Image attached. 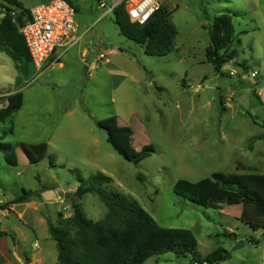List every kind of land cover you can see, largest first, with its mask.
I'll use <instances>...</instances> for the list:
<instances>
[{"label": "rangeland", "instance_id": "rangeland-1", "mask_svg": "<svg viewBox=\"0 0 264 264\" xmlns=\"http://www.w3.org/2000/svg\"><path fill=\"white\" fill-rule=\"evenodd\" d=\"M18 1L29 10L51 2ZM166 5L177 35L164 57L148 56L122 35L115 15L94 0L75 5L83 38L62 66L46 65L27 75L0 50V95L10 93L21 102L0 124V140L14 147L17 160L10 166L0 153V202L24 190L59 191L55 201L36 198L38 210L29 209L22 221L23 207L12 206L7 217L0 214V227L8 231L0 232L1 253L13 252L20 241L34 258L35 242L43 245L47 235L46 221L57 224L60 214L72 216L71 201L79 200L71 193L80 178L102 174L113 181L108 190L139 204L160 227L189 230L197 240L194 254L167 253L145 264H195L219 248L227 256L220 264H264V228L247 224L252 205L211 209L174 192L180 180L196 183L214 173L264 175V0H167ZM223 14H236V57L217 73L206 53L213 20ZM252 70L259 73L256 79L249 76ZM7 102L8 96L0 97V109ZM125 127L132 130V148L154 150L138 164L108 142V129L118 141L120 129L121 141ZM81 204L94 222L108 211L91 194ZM239 243L245 245L237 249Z\"/></svg>", "mask_w": 264, "mask_h": 264}, {"label": "trees", "instance_id": "trees-1", "mask_svg": "<svg viewBox=\"0 0 264 264\" xmlns=\"http://www.w3.org/2000/svg\"><path fill=\"white\" fill-rule=\"evenodd\" d=\"M67 1L77 12L75 1ZM8 2L16 8V17L0 22V50L5 51L28 75L36 69L20 30L30 21V10L18 0ZM170 16L171 12L166 7L142 26L131 23L124 8L120 7L115 11V22L121 34L140 45L148 56L164 57L173 51L177 35ZM233 16L236 14L216 17L210 28V46L206 57L217 73L236 57V52L232 50L235 42ZM20 107L21 102L16 103L10 95L7 105L0 109V124L11 119ZM108 133V142L115 152L131 163L138 164L154 152L153 149L138 152L132 148L130 128L122 129L121 141L120 129L119 141L110 129ZM0 153L10 166H17L12 145L0 140ZM79 181L72 196L79 202L71 201L72 216L66 218L60 214L57 224L47 220L49 234L58 248L57 264H145L152 257L167 253L178 257L195 253L197 240L191 231L160 227L139 204L121 193L108 190L113 182L111 178L99 174L88 179L80 178ZM174 192L196 205L211 209H222L223 205H252L247 224L255 230L264 228V175L214 173L211 178L196 183L180 180ZM88 194L98 196L107 207L103 220L94 222L86 217L81 201ZM35 197L42 199L41 194L24 190V194L12 202L25 203ZM226 234L229 238L235 237L234 233ZM2 236H5L4 233ZM226 257L224 249L219 248L202 260L194 259L193 263L220 264Z\"/></svg>", "mask_w": 264, "mask_h": 264}, {"label": "built area", "instance_id": "built-area-1", "mask_svg": "<svg viewBox=\"0 0 264 264\" xmlns=\"http://www.w3.org/2000/svg\"><path fill=\"white\" fill-rule=\"evenodd\" d=\"M167 0H96L99 9L106 14L123 7L133 24L146 25L157 13L166 8ZM10 9V10H9ZM15 7L8 0H0V22L12 17L15 19ZM21 34L37 71L51 60L57 49L70 50L81 40L76 23V10L67 0H52L30 9V21L21 28ZM258 71H251L250 77L256 79ZM10 96L1 94L0 97ZM0 214L7 217L9 208L2 207ZM69 207H65L67 211Z\"/></svg>", "mask_w": 264, "mask_h": 264}, {"label": "crops", "instance_id": "crops-1", "mask_svg": "<svg viewBox=\"0 0 264 264\" xmlns=\"http://www.w3.org/2000/svg\"><path fill=\"white\" fill-rule=\"evenodd\" d=\"M52 1V0H51ZM76 5H80L81 3H85L87 2L88 0H74ZM96 2V0H94ZM97 4V3H96ZM81 36V40L78 42V44L82 41V38L83 36ZM77 44V45H78ZM76 45V46H77ZM75 46V47H76ZM73 47V48H75ZM72 48V49H73ZM72 49L70 50H63V49H57L53 55V57L51 58V60L49 62H47V64L44 65L43 69L42 68V72L43 70H47L48 67H45L46 65L48 66H51L53 64H59L60 66H62V63L61 61L63 60V58L65 57V55L70 52ZM87 51L85 50L84 54H86ZM102 57H104L102 55ZM37 71V70H36ZM252 71H257V70H252ZM10 95V93H8ZM8 103V102H7ZM50 189H46L44 191H42L40 194H41V197H42V194L46 191H49ZM53 191L56 192V195L58 197L59 195V191L58 190H55V189H51ZM76 191H73L71 194H74ZM66 196L69 195V194H65ZM20 197V196H18ZM17 197H13L11 199H9L8 201H1L0 203H8L10 202L12 205L9 207V211L10 213L13 212V208L12 206H18V207H23L24 210H23V213L19 214L18 215V220L19 221H22V219L24 218L25 216V213L31 209V210H38L39 208V204L35 201V199L38 197H35L33 198L31 201H28V202H25V203H13L12 201L15 200ZM41 201L43 202H46L43 197L41 199ZM38 221L42 223L45 222V219H39ZM46 224H47V235L44 236L43 238V242L44 244L42 245L41 242L39 241H36L35 244H34V247L37 248L38 250V254L32 258L25 250L24 246L22 245V243L20 241H18V245L16 247H14V250L13 252L10 251V250H4L5 253H1V249H0V264H57V261H58V252L56 251V247L53 245L54 241L51 239V236L49 234V230H48V222L46 221ZM0 232L1 233H4V235L6 236L8 234V231L5 229V228H1L0 227ZM2 237V236H1ZM39 243V244H38ZM17 248H20V252H17ZM58 250V248H57Z\"/></svg>", "mask_w": 264, "mask_h": 264}, {"label": "water", "instance_id": "water-1", "mask_svg": "<svg viewBox=\"0 0 264 264\" xmlns=\"http://www.w3.org/2000/svg\"><path fill=\"white\" fill-rule=\"evenodd\" d=\"M43 199L46 202L55 201L57 199L56 192L53 190L46 191L42 194ZM240 245H245L244 243H239L237 249L240 247Z\"/></svg>", "mask_w": 264, "mask_h": 264}]
</instances>
